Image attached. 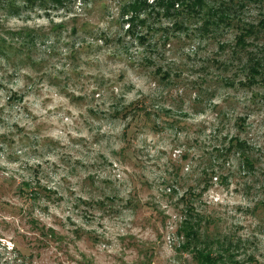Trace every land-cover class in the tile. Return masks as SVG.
Instances as JSON below:
<instances>
[{
    "label": "rangeland",
    "instance_id": "374dc122",
    "mask_svg": "<svg viewBox=\"0 0 264 264\" xmlns=\"http://www.w3.org/2000/svg\"><path fill=\"white\" fill-rule=\"evenodd\" d=\"M131 1L0 0V264H264V70Z\"/></svg>",
    "mask_w": 264,
    "mask_h": 264
},
{
    "label": "trees",
    "instance_id": "16d2710c",
    "mask_svg": "<svg viewBox=\"0 0 264 264\" xmlns=\"http://www.w3.org/2000/svg\"><path fill=\"white\" fill-rule=\"evenodd\" d=\"M140 0H132L126 5L123 14H130L128 21V28L134 25V20L137 19L140 23L145 20L141 17L143 12V4L140 5ZM71 0H25V4H36L40 7L46 8L47 3H52L57 6H63ZM145 3V1H144ZM250 3V0H153L147 6L156 15L172 17L177 16L173 25V31H184L186 34L195 32L193 35L202 36H216L224 29L231 28L234 30L232 39V52L246 53L245 67L246 74L252 80L255 75H258L264 70V43L260 47V53L247 52L248 43L250 40L255 41L264 36V17L257 20L249 19L245 14V7ZM264 39V38H262ZM222 46V45H220ZM225 154L235 150L243 157L244 163H247L245 155V141L239 138H233L229 141L228 145L224 147ZM198 219L185 220V223H197ZM185 228V227H184ZM186 229V228H185ZM197 229H193L189 224L185 231V235L190 237L192 241L198 240L199 233ZM189 241V240H188ZM217 248H212L214 241H204L203 247H199L197 242H186L188 252L196 260V264H240V262L233 261L232 258H227L228 245H224V241L216 242ZM198 246V247H197Z\"/></svg>",
    "mask_w": 264,
    "mask_h": 264
}]
</instances>
